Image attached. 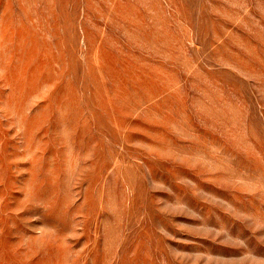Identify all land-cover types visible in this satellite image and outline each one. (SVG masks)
<instances>
[{
  "label": "rangeland",
  "instance_id": "obj_1",
  "mask_svg": "<svg viewBox=\"0 0 264 264\" xmlns=\"http://www.w3.org/2000/svg\"><path fill=\"white\" fill-rule=\"evenodd\" d=\"M0 264H264V0H0Z\"/></svg>",
  "mask_w": 264,
  "mask_h": 264
}]
</instances>
